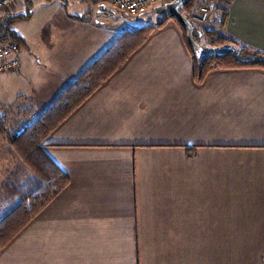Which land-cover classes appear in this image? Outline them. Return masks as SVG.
I'll use <instances>...</instances> for the list:
<instances>
[{
  "label": "crops",
  "instance_id": "obj_1",
  "mask_svg": "<svg viewBox=\"0 0 264 264\" xmlns=\"http://www.w3.org/2000/svg\"><path fill=\"white\" fill-rule=\"evenodd\" d=\"M222 6L223 32L264 51V0ZM50 15L37 31L15 30L20 66L0 75L11 91L0 104L41 114L131 29ZM43 149L69 183L0 248V264H264V68L216 69L198 82L172 19Z\"/></svg>",
  "mask_w": 264,
  "mask_h": 264
},
{
  "label": "trees",
  "instance_id": "obj_2",
  "mask_svg": "<svg viewBox=\"0 0 264 264\" xmlns=\"http://www.w3.org/2000/svg\"><path fill=\"white\" fill-rule=\"evenodd\" d=\"M50 1V0H47ZM200 0H185L183 14L191 19V14ZM27 5L31 0H26ZM31 4L26 13L5 12L0 14V43L16 42L21 46L23 39L16 34V22L28 20L33 15ZM170 19L187 33V28L177 19L164 17L157 27L165 26ZM229 20L228 8H220L218 21L200 30L194 24V38L203 47L231 46L232 52L203 55L189 44L194 62V74L198 82L213 70L243 67L264 68V51L254 49L223 31ZM155 26L136 27L125 30L98 56L61 94L39 114L30 124H22L18 131L9 133L0 116V130L10 138V154L22 160L28 174L22 171L6 180L0 188V248L4 247L34 216L44 208L69 183L67 174L47 155L43 144L48 135L56 129L79 105L96 89L104 84L153 34ZM203 36L206 45L201 42ZM32 106L24 108V119L33 115ZM195 147H188L194 153ZM26 177V178H25Z\"/></svg>",
  "mask_w": 264,
  "mask_h": 264
},
{
  "label": "rangeland",
  "instance_id": "obj_3",
  "mask_svg": "<svg viewBox=\"0 0 264 264\" xmlns=\"http://www.w3.org/2000/svg\"><path fill=\"white\" fill-rule=\"evenodd\" d=\"M50 1L31 0V3H29L31 4L30 6L31 10L36 12L34 16V20L31 22H28L27 20H22L14 26V29L18 33L21 31H27L30 29L37 31V29L43 26L42 24H46L50 22V19H49V17H51L50 13H55L58 16H61V14L66 15V18L67 17L70 18L73 15L91 17L95 21H98L99 23L104 24L105 27L110 25L112 27L114 26L117 28H119L120 24L129 26V28H136V27H142V26L144 27L155 26L164 17H168L167 14L156 13L154 11V8L149 9L143 15H139V16L127 15L119 11L117 8H115L112 5H110L111 7H108V10H106L105 8H102V6L100 7V9L97 10L96 5H99V4H96L95 2L107 3L104 0H93L94 4H92L90 0H87V1L85 0H53V2H50ZM28 5H27L26 0H18L16 4L10 7H7L5 9H2L0 11V14H3L5 12H14V13L24 12L26 13L28 11ZM90 5H93V7L91 8ZM196 7L194 11L192 12V14L196 11ZM68 13L70 14V17ZM219 17H220V13L216 21H218ZM193 23L196 24V26H198L200 30H202L203 28H208L214 22L213 23H203V24L195 23V22ZM155 28H157V26H155ZM184 37L187 42L188 31L187 33L184 34ZM199 38H201L200 40L202 44L206 45L203 36ZM2 45L3 44L0 43V46ZM8 79L9 77L5 76L2 79V82L3 81L6 82ZM10 95H11V91H10L9 86L7 88L4 87L3 89L0 88V98L10 97ZM40 112L41 111L39 110V112L34 113L31 117L28 116L27 118L24 119V116L21 112V109H19V107H16V106L11 107L8 105L0 104V116H2V120L4 122V125L6 126V130L9 133L18 131L19 128H21L22 124H30L40 114ZM9 139L10 138L8 137L7 133H4L3 131L0 130V188L6 180H9L17 172L23 170L20 173L23 176L22 177L23 179H24V176L28 174V171L24 169L22 160L19 157L11 156L10 154L11 144H10Z\"/></svg>",
  "mask_w": 264,
  "mask_h": 264
},
{
  "label": "built area",
  "instance_id": "obj_4",
  "mask_svg": "<svg viewBox=\"0 0 264 264\" xmlns=\"http://www.w3.org/2000/svg\"><path fill=\"white\" fill-rule=\"evenodd\" d=\"M18 0H0V11L17 3ZM119 11L131 15H143L149 9L159 5H165L173 0H104ZM222 0H200L196 11L191 15V21L195 23H213L217 20ZM21 48L15 42H7L0 46V75L15 71L20 66Z\"/></svg>",
  "mask_w": 264,
  "mask_h": 264
},
{
  "label": "water",
  "instance_id": "obj_5",
  "mask_svg": "<svg viewBox=\"0 0 264 264\" xmlns=\"http://www.w3.org/2000/svg\"><path fill=\"white\" fill-rule=\"evenodd\" d=\"M185 0H173L166 3L165 5H159L154 8L156 13L167 14L170 18L177 19L183 26L187 28L188 31V41L198 51L199 57L203 55H211L217 53H228L232 52L233 48L231 46H221V47H203L196 39L194 38V24L187 18L181 8Z\"/></svg>",
  "mask_w": 264,
  "mask_h": 264
},
{
  "label": "bare ground",
  "instance_id": "obj_6",
  "mask_svg": "<svg viewBox=\"0 0 264 264\" xmlns=\"http://www.w3.org/2000/svg\"><path fill=\"white\" fill-rule=\"evenodd\" d=\"M16 43V42H15ZM19 46V45H18Z\"/></svg>",
  "mask_w": 264,
  "mask_h": 264
}]
</instances>
